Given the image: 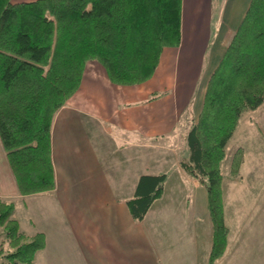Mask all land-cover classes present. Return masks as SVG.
Masks as SVG:
<instances>
[{
    "label": "crops",
    "instance_id": "obj_1",
    "mask_svg": "<svg viewBox=\"0 0 264 264\" xmlns=\"http://www.w3.org/2000/svg\"><path fill=\"white\" fill-rule=\"evenodd\" d=\"M250 1L216 0L217 11L212 6L207 9L210 22L216 13L214 37L208 49L199 54L202 57L206 52L198 69L202 74L195 89L182 94L187 99L181 113L179 75L188 72L194 48L201 43L199 35L205 33L204 27L199 30L201 9H194L187 29L189 47L183 50L185 0H181L180 42L162 49L146 80L115 83L101 63L87 61L78 88L52 119V189L22 195L0 139V198L13 201L15 217L24 232L40 231L45 237L35 264H207L209 234L204 235L203 247L196 246L193 254L176 249L177 244L189 247L202 238L198 219L201 213L209 217L204 186L181 167L176 147L168 149L172 158L148 151L163 147L159 140L176 131L185 111L189 122L198 115L208 79ZM254 126L259 134L248 135L240 146L243 176H230L224 183L229 226L227 249L220 257L228 260L224 264L244 249L249 253V264L264 261V119L255 121ZM149 159L157 163L149 165ZM163 160L164 168L160 164ZM146 172L166 173L163 194L144 218L136 221L126 199L133 195L138 177ZM166 202L176 209L161 210ZM149 217L161 233L145 228ZM162 229L175 230L180 239Z\"/></svg>",
    "mask_w": 264,
    "mask_h": 264
},
{
    "label": "trees",
    "instance_id": "obj_2",
    "mask_svg": "<svg viewBox=\"0 0 264 264\" xmlns=\"http://www.w3.org/2000/svg\"><path fill=\"white\" fill-rule=\"evenodd\" d=\"M181 39V0H0V139L22 195L54 187L51 123L78 88L84 66L97 60L110 79L134 84L149 78L162 49ZM264 102V0H251L212 71L202 107L185 134L180 165L205 188L211 225L207 264L225 253L221 163L242 113ZM243 151L234 152L237 177ZM166 173H144L126 199L130 215L144 218L163 194ZM12 200L0 198V264H35L45 246L37 231L21 230Z\"/></svg>",
    "mask_w": 264,
    "mask_h": 264
},
{
    "label": "rangeland",
    "instance_id": "obj_3",
    "mask_svg": "<svg viewBox=\"0 0 264 264\" xmlns=\"http://www.w3.org/2000/svg\"><path fill=\"white\" fill-rule=\"evenodd\" d=\"M210 6H212V9L214 11L215 10L217 11L218 6L216 4V0H185V17H184L185 37H184V43H183V50H186L189 47V37L187 35V29H188L189 24H191L190 14L192 15L193 13H195L194 9H201V27H200V23H199V30L201 29V31H202V27H204L205 33H203L204 37H203L202 32L199 35V40L201 43L198 45V42H197V45L194 48V53L192 55L193 57H191L192 62L189 65L188 72L184 71L185 73L183 72V75H182V72L179 75L178 91L181 93V97L178 98L179 112H180V110L181 111L183 110L184 100L187 99V98L183 97L182 94L185 95L187 93H191V91H193V89H195V86L200 79V75L202 74V70L198 71V69L201 66V60L204 59L206 52H204V56H202V57L199 54L202 53L204 48L208 49V47L210 46V44L213 41L215 25H216V13L213 12L211 22L208 21L207 16L209 15V13H207V9H210ZM208 12H209V10H208ZM206 13H207V15H206ZM206 20H207V22H206ZM201 35H202V41H201ZM187 114H188V110L185 111L183 114H181L180 121L177 125L175 132H173V133L169 134L167 137H164V138L159 140V142L163 145V147L161 149H159L157 151H156V149H153V150H150L148 152L151 153L153 156L159 155V157H166L167 155H169L170 158H172L173 155L171 154V152L169 153L168 149L176 147L175 154L178 155L180 159L186 158L187 157V153H186L187 152V145H186V140H185V134L190 127V124H189L190 122H189V120L186 119ZM262 119H264V102L255 109H249V110L244 111L242 113V115L240 116L238 123L236 125V128L233 132V135L230 137V139L228 140V142L226 144V156L221 163V168H222L221 171L223 174V181H224L225 185L229 181V178H230V175H229L230 162H231V159H232L234 152L236 151L237 148H239L240 146H243V143H244V141H246V138L248 137V135H252V134L258 135L259 134V133H257L258 129L254 126V124H255V121H259ZM262 130H264V128H262ZM184 149H185V153H183ZM148 161L151 163L149 165H153V164L157 163L156 161L153 162L152 159H149ZM160 164L161 165L164 164V160L161 161ZM161 167L164 168V165H162ZM169 170H171V168H169ZM149 171H154V170H149ZM146 173H149V172H146ZM241 176H243L242 172L240 174V177ZM203 193H205V188H203ZM223 201H224V194H223ZM197 202H199V196H197ZM160 207H161V210L169 209V208L170 209L172 208L174 210L176 209L174 206H170L168 202L162 204ZM225 209L226 208L224 206V217H225V221H226ZM228 211L230 214L231 213L230 207H228ZM13 215L15 216V211H14ZM200 216L201 217H199L198 222L202 228V233H203L202 238L197 243L196 242L191 243L189 246L190 248L188 247V245H186V247H183V244L179 246L176 243L177 244L176 245L177 251H181V252L185 251V255H186V254H189V250H191V254H193V251H195L196 246L197 247H200V246L203 247V244L205 242V239H204L205 234H206V236H207V234H209V237H210L209 239H211L210 219H209V217H208V219H206L203 213H201ZM19 217L22 220V216H19ZM239 218H241V217H239ZM226 223H227V221H226ZM145 228L149 231L152 229V231L154 233L156 231L161 233V230L160 231L158 230L157 223L153 222V220L150 217L148 219V223H146ZM162 230L170 231V233L175 234V238L177 241H178V239H180L179 236L176 234L175 230H174V232H173V230H166V229H162ZM246 230L247 229H243L242 231L246 232ZM182 239L183 238H181V240ZM2 241L4 243V246L7 248L8 243L6 241L4 232L1 229L0 230V243H2ZM209 245H210V241H209ZM226 249H227V247H226ZM224 258H226V257H224ZM248 258H249V253H247V250L244 249L241 252L236 253V255L233 256L231 261H229V263H227V264H249ZM216 262H218V263L220 262V264H224V263L228 262V260L224 259L221 261L219 258L216 260ZM216 262L214 264H217ZM259 264H264V261L261 260V262Z\"/></svg>",
    "mask_w": 264,
    "mask_h": 264
}]
</instances>
